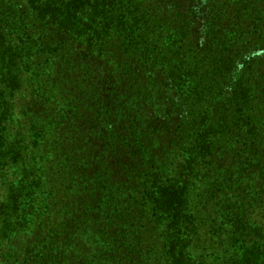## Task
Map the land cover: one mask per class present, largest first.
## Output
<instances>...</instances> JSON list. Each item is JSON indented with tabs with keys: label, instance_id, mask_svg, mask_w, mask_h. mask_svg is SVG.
<instances>
[{
	"label": "trees",
	"instance_id": "1",
	"mask_svg": "<svg viewBox=\"0 0 264 264\" xmlns=\"http://www.w3.org/2000/svg\"><path fill=\"white\" fill-rule=\"evenodd\" d=\"M0 264H264V0H0Z\"/></svg>",
	"mask_w": 264,
	"mask_h": 264
}]
</instances>
